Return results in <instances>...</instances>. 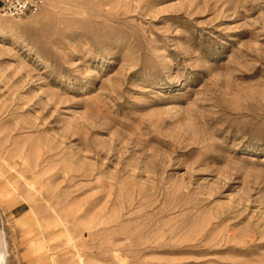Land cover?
Instances as JSON below:
<instances>
[{"label": "rangeland", "instance_id": "obj_1", "mask_svg": "<svg viewBox=\"0 0 264 264\" xmlns=\"http://www.w3.org/2000/svg\"><path fill=\"white\" fill-rule=\"evenodd\" d=\"M4 264H264V0H43L0 13Z\"/></svg>", "mask_w": 264, "mask_h": 264}, {"label": "built area", "instance_id": "obj_2", "mask_svg": "<svg viewBox=\"0 0 264 264\" xmlns=\"http://www.w3.org/2000/svg\"><path fill=\"white\" fill-rule=\"evenodd\" d=\"M43 6V0H2L0 13L8 17L35 15Z\"/></svg>", "mask_w": 264, "mask_h": 264}, {"label": "bare ground", "instance_id": "obj_3", "mask_svg": "<svg viewBox=\"0 0 264 264\" xmlns=\"http://www.w3.org/2000/svg\"><path fill=\"white\" fill-rule=\"evenodd\" d=\"M6 256H7V245L5 241V234L3 231H0V264H4L6 260Z\"/></svg>", "mask_w": 264, "mask_h": 264}, {"label": "crops", "instance_id": "obj_4", "mask_svg": "<svg viewBox=\"0 0 264 264\" xmlns=\"http://www.w3.org/2000/svg\"><path fill=\"white\" fill-rule=\"evenodd\" d=\"M1 1H2V0H0V6H1Z\"/></svg>", "mask_w": 264, "mask_h": 264}]
</instances>
